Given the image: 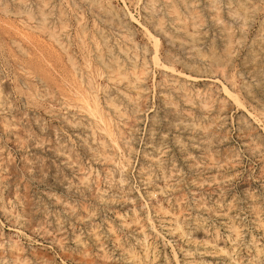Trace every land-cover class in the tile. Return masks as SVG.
<instances>
[{
  "label": "rangeland",
  "instance_id": "obj_1",
  "mask_svg": "<svg viewBox=\"0 0 264 264\" xmlns=\"http://www.w3.org/2000/svg\"><path fill=\"white\" fill-rule=\"evenodd\" d=\"M119 1L0 0V264H264V0ZM130 13L195 78L97 74L107 45L151 56ZM90 74L115 141L74 94Z\"/></svg>",
  "mask_w": 264,
  "mask_h": 264
},
{
  "label": "bare ground",
  "instance_id": "obj_2",
  "mask_svg": "<svg viewBox=\"0 0 264 264\" xmlns=\"http://www.w3.org/2000/svg\"><path fill=\"white\" fill-rule=\"evenodd\" d=\"M10 1H12V0H10ZM119 1V0H118ZM123 1V0H122ZM138 1V0H137ZM140 1V0H139ZM218 1V0H217ZM7 2V1H6ZM8 2H9V0H8ZM36 2V1H35ZM77 2V1H76ZM113 2V1H112ZM111 2V3H112ZM120 2V1H119ZM207 2V1H206ZM86 3V2H85ZM123 3V2H122ZM139 3V2H138ZM184 3V2H183ZM190 3V2H189ZM254 3V2H253ZM9 4V3H8ZM13 4H15V3H13ZM12 4V5H13ZM48 4V3H47ZM115 4V3H114ZM124 4V6H125V3H123ZM137 4V3H136ZM142 4V3H141ZM211 4V3H210ZM10 5H11V3H10ZM16 5V4H15ZM33 5V4H32ZM40 5V4H39ZM43 5V4H42ZM81 5V4H80ZM163 5V4H162ZM166 5V4H165ZM179 5V4H178ZM31 6V5H30ZM110 6V5H109ZM180 6V5H179ZM11 7V6H10ZM106 7V6H105ZM157 7V6H156ZM8 8V7H7ZM35 8V7H34ZM113 8V7H112ZM126 8V7H125ZM13 9V8H12ZM41 9V8H40ZM46 9V8H45ZM67 9V8H66ZM86 9V8H85ZM128 9V8H127ZM149 9V8H148ZM25 10V9H24ZM24 10H22V8L19 10V11H17V13H22V12H24ZM105 10H106V8H105ZM129 10V9H128ZM173 10H176V6H174V8H173ZM255 10V9H254ZM116 11V10H115ZM141 11V10H140ZM184 11V10H183ZM248 11V10H247ZM112 12V11H111ZM25 13V16H27V17H29V18H32V15L33 14H31L30 12H28V11H26V12H24ZM23 13V14H24ZM67 13H68V11H67ZM86 13V12H85ZM113 13V12H112ZM177 13V12H176ZM7 14V13H6ZM49 14V13H48ZM119 14V13H118ZM128 14V13H127ZM140 14V13H139ZM143 14V13H142ZM1 15V14H0ZM8 15V14H7ZM87 15V14H86ZM146 15V14H145ZM169 15V14H168ZM70 16V15H69ZM88 16V15H87ZM107 16V15H106ZM1 17V16H0ZM7 17V16H6ZM10 17V16H9ZM139 17V16H138ZM4 18H5V16H4ZM19 18V17H18ZM130 18H131V20H133V21H135V22H137L142 28H143V33L145 32V35L150 39V41L152 42V49H151V51H150V57L147 59V56H145V55H143V57H142V61H141V65L136 61V59L134 58V56L133 57H131V56H128V58L130 59L128 62H126L127 61V59H125V61H123V60H120V58H119V55L117 54V55H115V53L114 52H112V49H111V47H109L108 45H107V47H108V54H105L103 51H100L98 54H96L95 55V65H96V67H95V70L97 71V74H102L104 71H102V69H108V70H110L109 72H112V77H110L109 79H111V80H113V81H117V82H122V80H125V79H127V82H128V85H130V88H137V85H136V80L139 78L138 77V74L139 73H142L143 71H144V69H146V66H147V63H148V61L149 60H151V63L153 64V65H155V66H157L158 68H160V69H162V70H165V72L166 71H170V72H173V73H178V74H180V75H182V76H186L187 78H195V76L196 75H194V77H192V75L191 74H189V72H188V74H186V72L184 73V72H182V71H180V70H177V69H175L172 65H169V64H166L162 59H161V57H160V46H159V38L150 30V27L148 26V24H147V22L146 21H142L141 19H139V18H137L136 16H134V15H132L131 13H130ZM10 19V18H9ZM15 19V18H14ZM17 19V18H16ZM16 19H15V21H16ZM49 19H50V17H49ZM53 19V18H52ZM87 19H89V18H87ZM249 19V18H248ZM2 20V19H1ZM3 20H5V19H3ZM2 20V21H3ZM24 20H25V18H24ZM70 20V19H69ZM231 20V19H230ZM73 21V20H72ZM4 22V21H3ZM8 22H9V20H8ZM25 22V21H24ZM33 22V21H32ZM43 22V21H42ZM168 22V21H167ZM182 22V21H181ZM5 24H6V22H4ZM27 23V22H26ZM72 23V22H71ZM176 23V22H175ZM179 23H180V21H179ZM228 23V22H227ZM15 24V23H14ZM18 24V23H17ZM167 24V23H166ZM166 24H165V26H166ZM241 24V23H240ZM244 24V23H243ZM9 25V24H8ZM12 25V24H11ZM16 25V24H15ZM60 25H62V24H60ZM88 25V24H87ZM103 25V24H102ZM132 25H133V22H132ZM153 25H160L159 26V28H161L162 29V20L160 21L159 19H156V22H153ZM169 25V24H168ZM167 25V26H168ZM177 25V24H176ZM2 26V25H1ZM17 26V25H16ZM15 26V27H16ZM89 26H90V23H89ZM105 26V25H104ZM135 26V25H134ZM14 27V26H13ZM17 27H19V26H17ZM72 27V26H71ZM169 27V26H168ZM182 27V26H181ZM23 29V28H22ZM130 29V28H129ZM134 29V28H133ZM139 29V28H138ZM166 29V28H165ZM18 31H19V29H17ZM136 31V30H135ZM142 31V30H141ZM181 31V30H180ZM20 32V31H19ZM84 32V31H83ZM105 32V31H104ZM177 32V31H176ZM22 33V32H21ZM109 33V32H108ZM179 33V32H178ZM180 33H182V32H180ZM72 35V34H71ZM70 35V36H71ZM107 35V34H106ZM110 35V34H109ZM130 35H132V33H130ZM160 35V34H159ZM177 35V34H176ZM236 35V34H235ZM1 36V35H0ZM22 36H23V34H22ZM173 36V35H172ZM203 36V35H202ZM243 36V35H242ZM74 37V36H73ZM119 37V36H118ZM197 37V36H196ZM46 39V38H45ZM88 39V38H87ZM130 39H132V38H130ZM138 39V38H137ZM136 39V40H137ZM148 39V40H149ZM167 39V38H166ZM206 39V38H205ZM55 40H57V39H55ZM133 40V39H132ZM256 40V39H255ZM3 41V40H2ZM29 41V40H28ZM111 41V40H110ZM207 41V40H206ZM229 41V40H228ZM69 42V41H68ZM71 42H73V41H71ZM139 42V41H138ZM178 42V41H177ZM202 42V41H201ZM218 42V41H217ZM242 42V41H241ZM111 43V42H110ZM203 43V42H202ZM18 44V43H17ZM61 44V43H60ZM74 44V43H73ZM114 44V43H113ZM199 44V43H198ZM209 44V43H208ZM175 45V44H174ZM40 46V45H39ZM63 46V45H62ZM189 46V45H188ZM247 46V45H246ZM55 47V46H54ZM83 47V45L81 44V48ZM119 47V46H118ZM149 47V46H148ZM171 47V46H170ZM222 47V46H221ZM20 48V47H19ZM43 48V47H42ZM47 48V47H46ZM63 48L66 50V54H67V57H68V60H69V62H71V65H72V67H73V69L75 70V71H78L77 69H78V66L76 65V58H75V56H74V54L73 53H71V50H69L70 48H67V47H64L63 46ZM237 48V47H236ZM22 49V48H21ZM171 49V48H170ZM240 49H241V47H240ZM2 50V49H1ZM43 50H45V48L43 49ZM122 50H124L123 48H122ZM150 50V48H147V47H145V51H149ZM179 50V49H178ZM253 50V49H252ZM258 50V49H257ZM2 51H4V50H2ZM39 51V50H38ZM50 51V50H49ZM58 51V50H57ZM74 51V50H73ZM226 51V50H225ZM52 52V51H51ZM50 52V53H51ZM76 52V51H75ZM78 52V51H77ZM217 52V51H216ZM42 53V52H41ZM45 53V52H44ZM49 53V52H48ZM184 53V52H183ZM195 53H197V52H195ZM43 54V53H42ZM46 54V53H45ZM52 54H53V52H52ZM240 54V53H239ZM242 54V53H241ZM244 54V53H243ZM248 54H249V52H248ZM4 55V54H3ZM18 55V54H17ZM23 55V54H22ZM44 55V54H43ZM42 55V56H43ZM20 56V55H19ZM181 56V55H180ZM237 56V55H236ZM54 57V56H53ZM184 57V56H183ZM241 57V56H240ZM25 58V56L23 57V59ZM182 58V57H181ZM246 58V57H245ZM5 59H6V57H5ZM80 59V58H79ZM184 59V58H183ZM63 60V59H62ZM244 60V59H243ZM262 60V59H261ZM203 61V60H202ZM236 61H237V59H236ZM22 62V61H21ZM185 62H187V61H185ZM237 62H239V61H237ZM37 63V62H36ZM233 63V62H232ZM254 63V62H253ZM261 63V62H260ZM91 65V69H90V71L91 70H93V71H95L94 69H93V67H92V64H91V62L90 63H88V65ZM61 66H63V65H61ZM88 67V66H87ZM102 67V68H101ZM238 67V66H237ZM153 68V67H152ZM240 68H241V66H240ZM251 68V67H250ZM151 69V68H150ZM98 70H99V72H98ZM130 70V71H129ZM152 70H154V68L152 69ZM193 71V70H192ZM155 73V72H154ZM199 73V72H198ZM244 73V72H243ZM156 75V74H155ZM77 76H79V75H77ZM90 76H91V78L90 79H88L87 80V84L85 83V80L84 79H82L81 80V83L79 84V83H76L74 86H75V92H74V94L77 96V100H78V102L81 104L80 105V108H83V109H85V111H87V113H89L91 116H93L94 118H96L97 119V121L102 125V127H101V129L102 130H104L105 131V133H106V135L107 136H109V138L112 140V141H115V139H114V132H113V130H112V128H111V122H110V117H109V114H106V112L104 111V109H103V107L99 104V103H101L100 101H99V97H98V95H92L91 96V94H90V90H93L94 89V91H96L95 90V88H94V85H93V83H92V77H93V75L92 74H90ZM130 76V79L128 78ZM131 76H132V78H131ZM173 76H174V74H173ZM176 76V75H175ZM199 77V76H198ZM197 77V78H198ZM211 77V76H210ZM217 77V76H216ZM104 78V77H103ZM145 78V77H144ZM155 78V77H154ZM183 77H181V79H182ZM146 79V78H145ZM247 79V78H246ZM149 80V79H148ZM178 80H180V79H178ZM223 80V79H222ZM154 81V80H153ZM163 81V80H162ZM184 81H186V80H184ZM126 82V83H127ZM158 82H160V81H158ZM250 82H252V81H250ZM153 83V82H152ZM102 84V83H101ZM108 84V83H107ZM159 84V83H158ZM194 84V83H193ZM104 85V84H103ZM126 85V84H125ZM143 85V84H142ZM145 85V84H144ZM154 85V84H153ZM173 85V84H172ZM171 85V86H172ZM190 85V84H189ZM146 86V85H145ZM129 87V86H128ZM147 87V86H146ZM189 87V86H188ZM199 87V86H198ZM139 88V87H138ZM161 88H163V87H161ZM172 88V87H171ZM203 88V87H202ZM66 89V88H65ZM144 89H145V87H144ZM164 89V88H163ZM170 89V88H169ZM154 90V89H153ZM168 90V89H167ZM193 90V89H192ZM254 90H256V89H254ZM170 91V90H169ZM168 91V92H169ZM222 91L228 96V97H230L237 105H242V101H240L239 99H238V97L234 94V93H232V91H230V89H228V87L223 83L222 84ZM106 92V91H105ZM127 92V91H126ZM4 93V92H3ZM107 93V92H106ZM130 93V92H129ZM236 93V92H235ZM214 94V93H213ZM221 94V93H220ZM243 94V93H242ZM258 94V93H257ZM2 96V95H1ZM244 96V95H243ZM148 97H150V96H148ZM219 97H220V95H219ZM224 97H225V95H224ZM116 98V97H115ZM118 98V97H117ZM128 98H130V101H133V103H134V107L131 109V112H130V114L131 113H136V112H139L140 110H141V108H142V104L140 103V101L138 100V98L137 99H134V97L131 95V93H130V95H129V97ZM194 98V97H193ZM261 98V97H260ZM241 99V98H240ZM263 99V98H262ZM2 100V99H1ZM91 100H92V102H93V105L91 104ZM105 100H106V103L108 104V105H110L112 108H113V110L116 112V113H118V115L119 116H121V115H123L124 114V112H122L121 110H120V108H119V106H118V104H116L115 102H114V100L111 98V95H110V93H108V95L106 96V98H105ZM120 100V99H119ZM136 100V101H135ZM216 100V99H215ZM5 101V100H4ZM179 101V100H178ZM191 101V100H190ZM231 102V101H230ZM253 102V101H252ZM126 103V102H125ZM145 103V102H144ZM178 103H180V102H178ZM98 104H99V106H98ZM102 104V103H101ZM150 104V103H149ZM182 104V103H181ZM212 104V103H211ZM213 105V104H212ZM244 105V104H243ZM183 107V106H182ZM186 107H187V105H186ZM185 107V108H186ZM213 108H215V107H213ZM218 108V107H217ZM216 108V109H217ZM226 108V107H225ZM259 108V107H258ZM8 109V108H7ZM197 109V108H196ZM215 109V110H216ZM247 110V109H246ZM249 110V109H248ZM225 111V110H224ZM215 112V111H214ZM226 112V111H225ZM143 113V112H142ZM188 113V112H187ZM199 113V112H198ZM249 113V112H248ZM129 114V115H130ZM147 114V113H146ZM252 114V113H251ZM133 115V114H132ZM143 115V114H142ZM186 115V114H185ZM191 115V114H190ZM195 115V112H194V114H193V116ZM209 115V114H208ZM124 116V115H123ZM169 117V116H168ZM135 119H137V116L134 118V117H131L130 116V123H127V124H129L130 126H132V122L135 120ZM214 119V118H213ZM223 119V118H222ZM225 119V118H224ZM238 119V118H237ZM76 121V120H75ZM260 121V120H259ZM65 123V122H64ZM57 126V125H56ZM58 128V127H57ZM204 128V127H203ZM217 129V128H216ZM247 129V128H246ZM258 129V128H257ZM264 129V128H263ZM222 130V129H221ZM21 131V130H20ZM218 131V130H217ZM170 132H171V130H170ZM80 133V132H79ZM210 133V132H209ZM219 133V132H218ZM123 131L121 130V128L118 126V136H121V137H123ZM156 134V133H155ZM190 134V133H189ZM195 134V133H194ZM201 134V133H200ZM2 135V134H1ZM81 135V134H80ZM91 135V134H90ZM170 135V134H169ZM172 136V135H171ZM196 136V135H195ZM183 138V137H182ZM214 138H215V136H214ZM225 138V137H224ZM169 139V138H168ZM199 139V138H198ZM258 139V138H257ZM151 142V141H150ZM170 143V142H169ZM175 143V142H174ZM192 143V142H191ZM88 144V143H87ZM102 145V144H101ZM170 145V144H169ZM200 145V144H199ZM190 148V147H189ZM138 151V150H137ZM173 151V150H172ZM176 152V151H175ZM89 153H91V152H89ZM177 153V152H176ZM194 154V153H193ZM196 154V153H195ZM194 154V155H195ZM205 154V153H204ZM207 154V153H206ZM177 155V154H176ZM199 157V156H198ZM178 162V161H177ZM209 162H210V160H209ZM145 165V164H144ZM132 166V165H131ZM175 168H176V166H175ZM131 170V169H130ZM129 172V171H128ZM130 174V173H129ZM1 183H2V181H1ZM154 185V184H153ZM29 209V208H28ZM222 210V209H221ZM180 211V210H179ZM219 211V210H218ZM148 212V211H147ZM7 213V212H6ZM231 216H232V214H231ZM234 216V215H233ZM146 217H148L149 218V215L148 216H146ZM147 219V218H146ZM125 220V219H124ZM236 220V219H235ZM193 221V220H192ZM201 221V220H200ZM165 222V221H164ZM191 222V221H190ZM178 223V222H177ZM180 223V222H179ZM184 223V222H183ZM193 223V222H192ZM134 224V223H133ZM151 224V223H150ZM167 224V223H166ZM137 228V227H136ZM148 229V228H147ZM183 229H181V231H182ZM200 230V229H199ZM206 237V236H205ZM184 238V237H183ZM200 240V239H199ZM199 242V241H198ZM227 244V243H226ZM84 246V245H83ZM188 246V245H187ZM155 247V246H154ZM186 247V246H185ZM190 247V246H189ZM84 249H85V247H84ZM173 249V248H172ZM175 249V248H174ZM198 249V248H197ZM104 250V249H103ZM192 250V249H191ZM212 250H214V249H212ZM173 251V250H172ZM110 252V251H109ZM184 252V251H183ZM108 253V252H107ZM97 255V254H96ZM177 255V254H176ZM175 255V256H176ZM192 255V254H191ZM3 257V256H2ZM22 258V257H21ZM113 258V257H112ZM218 258H216V260H217ZM222 260V259H221ZM244 260V259H243ZM47 261V260H46ZM210 261V260H209ZM223 262H224V260H223ZM231 262V261H230ZM235 262V261H234ZM150 263V262H149ZM197 263V262H196ZM199 263V262H198ZM221 263V262H220ZM166 264V263H165ZM202 264V263H201ZM216 264V263H215ZM219 264V263H218ZM262 264V263H261Z\"/></svg>",
  "mask_w": 264,
  "mask_h": 264
}]
</instances>
